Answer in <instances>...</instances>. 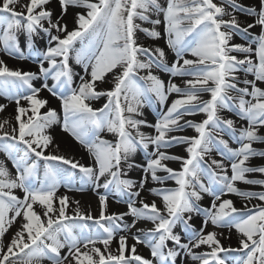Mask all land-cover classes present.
<instances>
[{
  "label": "snow or ice",
  "instance_id": "obj_1",
  "mask_svg": "<svg viewBox=\"0 0 264 264\" xmlns=\"http://www.w3.org/2000/svg\"><path fill=\"white\" fill-rule=\"evenodd\" d=\"M0 54L36 65L0 59V97L15 106L0 120L14 169L0 159V264H264V190L238 187L264 188L249 178L264 176L250 164L264 158V0H0ZM56 125L91 163L60 153ZM74 184L97 194L98 215L58 194ZM233 230L238 246H225Z\"/></svg>",
  "mask_w": 264,
  "mask_h": 264
},
{
  "label": "bare ground",
  "instance_id": "obj_2",
  "mask_svg": "<svg viewBox=\"0 0 264 264\" xmlns=\"http://www.w3.org/2000/svg\"><path fill=\"white\" fill-rule=\"evenodd\" d=\"M214 2H219V0H214ZM241 2L248 4L251 3L252 0H241ZM241 20H243L245 17L243 15H241L239 17ZM249 22H251L252 18H248ZM69 25V29H71L73 27L72 24V16L71 14H69V16L67 17V21H66ZM252 34H258L259 32V27L257 26L256 28L250 30ZM236 41L237 42H241L238 37H236ZM160 44L163 46V41L160 42ZM174 54L169 53L170 58L173 57ZM0 59H4L8 65L10 67H14V68H21L24 70H36V65L32 62L31 59L26 60V61H20V60H16L7 56H4L3 54H0ZM75 67V71L80 72L81 68L79 66H74ZM162 78H164L165 80L168 79L167 74H163L161 73ZM111 78H109L110 80ZM77 82H78V77H77ZM175 82L179 83V78H175ZM37 86L39 85V81L34 82ZM49 83H51V81H49ZM110 83L109 84H105L103 85V87L107 88L110 87ZM42 96L48 98L49 100V107H53L56 108L59 111V102L57 100H55V98L51 97L46 91L41 93ZM172 98H175V96H173ZM205 99H207V94H205L204 96ZM171 99V98H170ZM103 99L97 102H94V107H100L103 104ZM0 103H4L7 105L6 109L0 113V120L2 119H10L13 120L14 122V104H9L8 101H6L3 97H0ZM43 111V110H42ZM158 106H155L153 108H149V109H145V116L146 119L150 122H154L157 114H158ZM62 115V114H61ZM189 119H194L196 121H199L201 119H203V115L199 114L197 116L194 117H189ZM240 123H245V122H240ZM51 135L54 138V144H58L59 147V151L60 153L68 156V157H74L77 160H80L83 163H91L90 158L88 157L86 150H84L82 148V146H80L79 144H77L74 140H72L71 137H69L66 133H63L60 129L59 125L53 126L52 129L49 130ZM143 131L148 132V133H152L153 130L152 129H148V128H144ZM262 134H264V130H261ZM183 134H187V135H194V132L191 129H185V132ZM105 136V138L107 139H113V137L110 134L104 133L102 134ZM233 147H236L235 145H232ZM254 147H256L258 150H264V144H255ZM172 153L175 154H180V155H185L184 151H183V146H177L174 147L173 149L170 150ZM214 157L219 159L218 156ZM0 159L5 160L7 166L12 169V164L11 161H8L6 159V157L3 155V153H0ZM135 159L139 162H143V153H139ZM250 164L255 165V166H260V165H264V158L261 157H254L252 158V160L250 161ZM170 166L174 167V168H178L179 165L177 162H170ZM14 171V169H12ZM141 175L140 170H135L132 173H130V176L133 178H139ZM249 178H264V176H261L260 174H250ZM170 186H172V182L169 181L168 182ZM78 184H74L73 185V190H68L65 187H60L58 194L59 195H64L67 194L69 196L70 199L72 200H79L80 201V205L81 208L85 211H91L93 215H98V196L95 192H93L91 190L90 187H86L85 191H76L75 188L78 187ZM151 186V185H149ZM238 187H241L244 190H253V191H261L264 190V188H261V186L258 185H243L240 184L238 182ZM103 189H100L99 192L103 193ZM17 195L22 197V193L19 192V190H17ZM146 198L148 199H152V197L149 196L148 193H144L143 194ZM225 198H229L232 199L235 203V206L240 208L242 207L244 201L237 196L234 195H229ZM211 197L205 196V199L203 201V204L205 206H207L210 203ZM257 201H253V203H256ZM118 203H116V198L114 197H110L109 199V211H125L124 209L119 208ZM71 211V210H70ZM129 222H130V218H129ZM197 223H199V221H197ZM140 226H145L144 224H141ZM15 229H13L12 231H14ZM211 230V228L209 229ZM218 231H222L225 233V235H228V230L227 229H218ZM11 234V233H10ZM9 234V235H10ZM238 239L239 236L238 234H236L233 230V232L231 233V239H222V243L225 246H233L236 247L238 246ZM131 243V241H130ZM140 252L142 254H144L145 256L149 255V252L147 249L143 248L142 246L140 247ZM66 251V250H65Z\"/></svg>",
  "mask_w": 264,
  "mask_h": 264
},
{
  "label": "rangeland",
  "instance_id": "obj_3",
  "mask_svg": "<svg viewBox=\"0 0 264 264\" xmlns=\"http://www.w3.org/2000/svg\"><path fill=\"white\" fill-rule=\"evenodd\" d=\"M238 39L241 41V39L239 37H238ZM77 47H79V45H77ZM224 115H231V114L224 113ZM233 145H235V144H233ZM235 146H237V145H235ZM119 208L126 210V206L124 204H122V203L119 205Z\"/></svg>",
  "mask_w": 264,
  "mask_h": 264
}]
</instances>
